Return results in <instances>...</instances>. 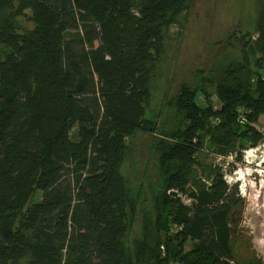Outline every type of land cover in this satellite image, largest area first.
I'll list each match as a JSON object with an SVG mask.
<instances>
[{"label": "trees", "instance_id": "obj_1", "mask_svg": "<svg viewBox=\"0 0 264 264\" xmlns=\"http://www.w3.org/2000/svg\"><path fill=\"white\" fill-rule=\"evenodd\" d=\"M194 2L0 0V264H237L238 184L192 174L207 135L221 156L264 140V0L241 62L215 95L182 87L166 134L153 78ZM139 133L156 140L155 184L123 173Z\"/></svg>", "mask_w": 264, "mask_h": 264}, {"label": "rangeland", "instance_id": "obj_2", "mask_svg": "<svg viewBox=\"0 0 264 264\" xmlns=\"http://www.w3.org/2000/svg\"><path fill=\"white\" fill-rule=\"evenodd\" d=\"M257 12V0H195L189 11L183 13L167 31L151 91V109L159 112L160 127L164 133L169 134L183 127L182 114L177 112L176 105L182 87H204L215 95L214 85L224 80L225 71L229 66L241 62L242 37L246 34L247 38L257 37ZM212 103L220 105L217 98H213ZM216 121L211 119L210 125L214 127ZM155 141L154 136L139 133L130 143L131 153L123 173L135 185L141 182L155 184L157 181ZM263 143L264 140H261L257 146ZM204 144L205 149L197 153L198 164L192 174L194 177H203L217 167L221 168L225 176L233 175L239 167L246 177V172L252 174L250 179L245 180L248 189L240 193L243 203L233 214L234 262L264 264V185L260 186L259 180L263 147H260L258 154L250 152L248 163L245 153L248 148L241 155L235 153L238 156L235 165L231 162L228 164L225 159L218 161L221 155L213 152L208 135ZM224 166L227 168L224 169ZM41 198L42 194H38L36 200ZM140 231L139 221L135 232L139 234Z\"/></svg>", "mask_w": 264, "mask_h": 264}, {"label": "built area", "instance_id": "obj_3", "mask_svg": "<svg viewBox=\"0 0 264 264\" xmlns=\"http://www.w3.org/2000/svg\"><path fill=\"white\" fill-rule=\"evenodd\" d=\"M213 98L216 99L217 97L214 96ZM256 130H258V132L264 136V126L257 125ZM260 147H263V153H264V143L261 146L259 145V146H255V147H249L246 150L245 153H246V162L247 163H248V158L251 157L250 152L254 151L256 154H258ZM242 151L244 152L245 149L241 150V153H242ZM222 159H225L228 162V164H230V162H231V163L237 165L238 156L235 153H231L228 156H218V161H221ZM259 166L260 167L262 166V168L260 169V172H259V177H260L259 180L261 181L260 186H263L264 185V175L262 173L264 172V156H263V159L260 161ZM226 168H227V166H224V169H226ZM246 175H247V177L245 176L244 172L242 171V168L239 167V169H237L233 172V175H227V176L224 175V177L229 184L237 183L239 193L242 194L244 192L245 188H246V190L248 189L247 188L248 183L245 181L246 178L250 179L252 177V174H249L247 172H246ZM233 176H235V177H233ZM254 182H252V183H254ZM182 199L185 202V204H191V202H192V200L186 196L182 197Z\"/></svg>", "mask_w": 264, "mask_h": 264}, {"label": "water", "instance_id": "obj_4", "mask_svg": "<svg viewBox=\"0 0 264 264\" xmlns=\"http://www.w3.org/2000/svg\"><path fill=\"white\" fill-rule=\"evenodd\" d=\"M171 194L174 195V196H176V195H177V192L174 191V190H172V191H171Z\"/></svg>", "mask_w": 264, "mask_h": 264}]
</instances>
